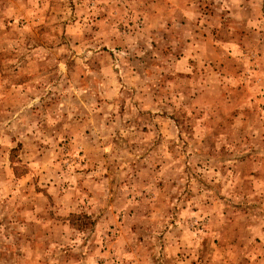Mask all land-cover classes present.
<instances>
[{"label": "rangeland", "instance_id": "374dc122", "mask_svg": "<svg viewBox=\"0 0 264 264\" xmlns=\"http://www.w3.org/2000/svg\"><path fill=\"white\" fill-rule=\"evenodd\" d=\"M1 1L0 264H264V0Z\"/></svg>", "mask_w": 264, "mask_h": 264}, {"label": "crops", "instance_id": "0c3cea01", "mask_svg": "<svg viewBox=\"0 0 264 264\" xmlns=\"http://www.w3.org/2000/svg\"><path fill=\"white\" fill-rule=\"evenodd\" d=\"M2 3H4V2L1 1L0 5H1ZM191 9H193V8H192V7H186V6H185V10H191ZM240 9H242V8H240ZM1 17H3V16L0 15V19H1ZM175 23H176V22H175ZM198 28H199V27H198ZM210 31H211V30H210ZM202 32H204V33H205V32H206V33H209V31H208V29H207L206 26H204L201 30H199V32H197V33H192V34L194 35V38L197 39V37H201V35H203ZM202 38L204 39L203 43L206 44V46H208V43L211 42V41H210V38H208V36H206V34H205V36L201 37V39H202ZM190 43L193 44L192 41H191Z\"/></svg>", "mask_w": 264, "mask_h": 264}]
</instances>
